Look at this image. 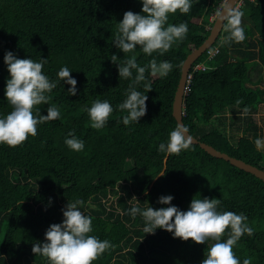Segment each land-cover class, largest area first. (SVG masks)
Returning a JSON list of instances; mask_svg holds the SVG:
<instances>
[{
    "label": "trees",
    "instance_id": "obj_1",
    "mask_svg": "<svg viewBox=\"0 0 264 264\" xmlns=\"http://www.w3.org/2000/svg\"><path fill=\"white\" fill-rule=\"evenodd\" d=\"M225 1L193 0L189 13L170 14L168 23L186 22L189 31L164 55L147 56L137 48L141 65L168 60L173 71L164 78L148 76L146 114L125 126L126 113L117 106L129 81L119 79L111 55L120 63L132 55L113 41L124 13L141 12L139 0H0V116L12 110L5 97L6 51L21 59H49L44 71L54 80L67 66L77 80V95L69 96L70 86L61 82L47 104L36 106L42 115L48 106L59 107V119L39 125L37 135L21 145L0 144V264H48L35 256L33 244L44 242L46 230L62 222V209L76 198L94 218L91 234L111 242L93 264H201L213 242L182 241L163 229L145 234L142 218L127 214L137 203L133 197L141 207L157 209L163 207L157 203L161 196L172 195L171 203L186 211L197 194L220 199L222 211L247 216L254 232L243 235L233 251L241 264L245 258L264 264V182L199 145L179 154L158 151L178 124L173 103L182 66L209 37ZM238 10L246 39L226 42V22L216 43L193 65L183 122L199 141L264 170V150L254 143L263 136L254 116L264 104V0H243ZM96 99L109 100L115 109L100 130L91 128L84 110ZM245 106L249 111L243 115ZM227 112L249 124L236 143L225 129ZM72 130L85 141L81 152L64 143Z\"/></svg>",
    "mask_w": 264,
    "mask_h": 264
},
{
    "label": "clouds",
    "instance_id": "obj_2",
    "mask_svg": "<svg viewBox=\"0 0 264 264\" xmlns=\"http://www.w3.org/2000/svg\"><path fill=\"white\" fill-rule=\"evenodd\" d=\"M139 2L142 4L140 13L129 10L124 13L122 21L116 23V38L113 41L114 46L122 53L132 55L123 63L118 62L120 59L117 55H111L112 63L118 66L119 79L129 81L125 99L117 106L121 112L126 113L122 117L125 126L138 124L146 114L147 93L152 90V81L148 76L164 78L173 71V65L168 60L157 63L152 59L149 63L141 65L135 55L137 48L147 56H152L154 52L164 55L174 44L183 41L189 31L187 23L173 24L168 21L170 14L189 13L193 6V0ZM239 8L240 6L237 10L229 11L225 16L230 32L225 38L226 42H242L246 39L242 27L244 14ZM48 61L49 59L40 56L39 59H21L12 51H6L4 63L9 77L6 80L5 97L12 110L7 115L0 116V144L13 147L21 145L30 136L37 135L39 125L60 118V108L55 105L47 107L46 115H42L36 107L48 103L49 94L59 83L70 86L67 89L69 96L77 95V80L71 76L72 71L63 66L57 72L58 79H51L44 71ZM140 87L143 91L139 90ZM241 103L242 100L236 101L237 105ZM84 110L90 119L91 128L96 130L105 128L110 115L115 111L107 99H96ZM248 111L245 106L242 114L246 115ZM188 133L186 126L177 124L169 133L168 141L159 144L158 151L179 154L192 142ZM64 143L75 152H81L85 148V141L77 137L74 130L68 132ZM254 143L257 150H264V137H257ZM133 199L137 203L131 204L127 214L132 218H142L145 234H154L157 229H163L182 241L191 240L196 244H207L211 241L213 243L207 248V255L201 264H241L233 247L243 235H252L254 232L245 214L222 211L220 199L201 198L199 194L194 196L186 211L171 203L174 199L172 195L161 196L157 203L163 207L157 209L149 204L147 207H141L135 197L130 201ZM84 203L79 198L68 201L62 209V222L49 226L44 242L33 244L32 252L35 256L45 257L48 264H93L111 247L109 240H102L91 234L94 218L81 210ZM243 264H251L250 258H245Z\"/></svg>",
    "mask_w": 264,
    "mask_h": 264
},
{
    "label": "water",
    "instance_id": "obj_3",
    "mask_svg": "<svg viewBox=\"0 0 264 264\" xmlns=\"http://www.w3.org/2000/svg\"><path fill=\"white\" fill-rule=\"evenodd\" d=\"M243 0H226L224 5L219 12L214 26L212 27L211 33L207 40L201 45L198 49L188 55L182 66V74L178 84V88L175 94L174 103H173V117L176 119L178 124L184 125V106H185V97L187 94V85H188V77L193 65L210 49L219 38L227 20L225 19L226 14L231 10H237V8L241 5ZM188 135L191 136L192 142L190 144L199 145L204 151H206L209 155L214 158L224 160L229 162L231 165L237 167L240 170H243L247 173H250L257 177L258 179L264 182V170L255 167L251 164L244 162L243 160L234 158L227 153H223L213 146L203 143L199 141L197 138L192 136L190 133Z\"/></svg>",
    "mask_w": 264,
    "mask_h": 264
},
{
    "label": "rangeland",
    "instance_id": "obj_4",
    "mask_svg": "<svg viewBox=\"0 0 264 264\" xmlns=\"http://www.w3.org/2000/svg\"><path fill=\"white\" fill-rule=\"evenodd\" d=\"M213 19L214 16L213 18H211V20ZM229 113L230 112H227L226 115L223 116L227 118L225 129L232 141L236 143L243 136V131L247 128V126H249V124L245 122L243 118H241L240 120H234V118L231 117ZM254 121H256L260 127L259 134H262V137H264V104L260 106L257 114L254 116ZM250 135L252 136L253 134L250 133Z\"/></svg>",
    "mask_w": 264,
    "mask_h": 264
},
{
    "label": "built area",
    "instance_id": "obj_5",
    "mask_svg": "<svg viewBox=\"0 0 264 264\" xmlns=\"http://www.w3.org/2000/svg\"><path fill=\"white\" fill-rule=\"evenodd\" d=\"M215 53H218V50H217V49L215 50ZM215 53L212 52L211 54H215ZM196 68H197V69H201L202 66H197ZM191 78H192V76L189 75V77H188V84H189ZM187 91H188V86H187Z\"/></svg>",
    "mask_w": 264,
    "mask_h": 264
}]
</instances>
